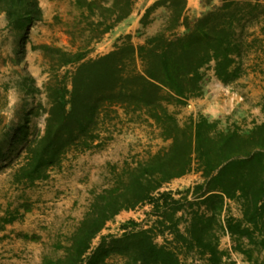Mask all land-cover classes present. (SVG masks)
Instances as JSON below:
<instances>
[{
    "label": "trees",
    "instance_id": "16d2710c",
    "mask_svg": "<svg viewBox=\"0 0 264 264\" xmlns=\"http://www.w3.org/2000/svg\"><path fill=\"white\" fill-rule=\"evenodd\" d=\"M220 2L190 25L185 0L157 1L146 9L141 25L146 26L150 14L162 5L169 12L166 27L141 45L122 42L106 55L85 60L91 45L131 14L136 0H75L76 7L88 14L87 28L70 35L77 42L74 51L44 46L55 56L49 61V78L43 86L47 99L43 129L31 139L26 133L21 135L25 146L15 182L32 185L45 179L68 154L98 148L101 125L113 120L118 110L151 121L170 145L134 169L121 192L81 224L63 257L46 259L43 264H104L111 254L126 257L130 264H181L171 249L155 242V236L166 229L186 243H200L202 222L194 213L187 235L182 234L178 227L181 217H176L182 205L175 200L167 203L170 195L159 191L191 172L204 179L194 191L210 194L204 202L214 200L210 205L213 214L220 213L224 199L240 202L242 218L227 217L225 228L232 237H245L250 246L259 247L262 253L256 262L264 264V122L247 134L236 128L222 132L216 122L201 115L180 122L169 109L184 107L200 94L205 66L213 64L215 76L223 83L240 75L244 43L236 30L244 17L243 5L250 6L252 0ZM39 12L34 0H0V17L12 30L26 34ZM180 26L185 32L175 34ZM28 82V93L39 91L32 78ZM30 106L32 113L26 115V123L36 114V107ZM147 202L155 215L151 227L120 238L103 237L92 250V239L112 216ZM237 249L251 259L252 249Z\"/></svg>",
    "mask_w": 264,
    "mask_h": 264
},
{
    "label": "rangeland",
    "instance_id": "374dc122",
    "mask_svg": "<svg viewBox=\"0 0 264 264\" xmlns=\"http://www.w3.org/2000/svg\"><path fill=\"white\" fill-rule=\"evenodd\" d=\"M157 1L136 0L131 14L91 45L85 60L106 55L122 42L141 45L166 27L169 12L162 5L150 14L146 26L141 25L146 9ZM185 1V17L190 25L221 4L220 0ZM34 2L40 12L26 34L21 29H10L0 17V264H43L46 259L63 257L64 248L81 224L91 219L108 198L121 192L134 169L170 145L151 121L118 110L113 120L101 125L102 143L98 148L68 154L45 179L32 185L15 182L14 173L22 162L25 146L21 135L26 133L31 139L33 133L43 129V110L47 107L43 86L49 78V61L55 56L44 46L74 51L77 42H72L70 35H78L88 23V14L76 7L75 0ZM251 3L243 5L244 17L236 30L244 43L240 75L223 83L215 76L213 64L205 66L201 70L200 94L184 107H169L180 122L201 115L216 122L219 131L236 128L242 134L264 122V0ZM184 32L183 26L174 31L179 35ZM29 78L39 91L28 93ZM31 104L36 114L26 123V115L32 113ZM20 129L23 131L19 135ZM203 183L200 174L191 172L164 184L159 191L170 195L167 203L175 200L182 205L176 215L181 217L178 227L182 234L187 235L194 213L200 217L201 242L186 243L166 229L155 236V242L171 249L181 264H257L262 253L259 247L250 246L245 237H232L225 228L227 217L242 218L240 202L224 199L220 213L213 214L210 205L214 200L204 202L210 194L194 191ZM154 221L149 202L122 209L92 239L91 248L94 250L103 237L120 238L149 228ZM238 246L252 249L250 260ZM104 264L130 262L111 254Z\"/></svg>",
    "mask_w": 264,
    "mask_h": 264
}]
</instances>
